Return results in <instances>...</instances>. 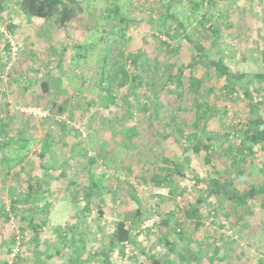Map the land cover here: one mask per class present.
<instances>
[{
  "label": "rangeland",
  "instance_id": "374dc122",
  "mask_svg": "<svg viewBox=\"0 0 264 264\" xmlns=\"http://www.w3.org/2000/svg\"><path fill=\"white\" fill-rule=\"evenodd\" d=\"M207 1L196 13L189 0H78L77 15L67 27L55 18L29 19L17 0L8 2L0 15V118L6 117L4 124L0 120V128L8 123L9 131L4 137L0 134V139L12 138L26 126L31 143L22 172L23 165L9 170L12 144L0 149V205L9 209L12 191L27 185L28 170L35 177L43 174L39 152L48 133L52 141L45 162L52 170L47 177L51 192L37 200L38 210L33 214L36 224L48 220L38 234L27 219L11 216L7 220L0 215V264H107L108 255L113 264H149L150 257L171 259L170 264H264V194L250 199L248 205L209 194L215 176L232 179L229 185L233 182L241 191L264 182L263 142L246 153L241 166L249 172L247 176L237 177L232 164L243 136L237 124L252 114L264 117L263 92L255 91V83L248 87L254 92L249 100L256 104L251 111L244 84L238 83L235 92L228 94L216 86L218 76H212L200 98L212 108L207 127L192 136L198 106L188 94L187 76L183 88L174 82L167 85L169 73L187 66L194 54L193 46L178 34L181 30L167 36L159 29L167 9L183 19L195 40L205 33L196 24L204 12L210 9L227 15L222 21L231 28H224L219 43L211 36H204L202 42L216 52L224 49L222 57L234 73L261 67L264 0H215L211 7ZM115 4L120 6V15L131 21L108 33V8ZM164 39L171 41L173 49L181 44V52L163 44ZM12 43L20 45L17 54L12 53ZM142 50L151 66L161 63L145 73L149 85L137 88V98L131 93V83L115 87L110 94L103 76L112 62L130 67L128 57ZM192 72L197 71L193 68ZM151 101L158 102V112L142 109L140 103ZM63 105L65 111L60 112ZM26 106L44 107L50 116L39 119L21 113ZM63 122L72 127L65 135ZM211 131L216 150L207 163L203 148L197 151L194 144L195 139L210 143ZM92 158L96 159L93 164ZM173 161L183 165L187 178L175 177V194L159 195L153 177L160 167L170 169ZM18 171L20 182L16 181ZM91 173L112 189L103 198V217L96 209L90 216L79 217L84 202L74 203L90 184ZM200 199L205 202L199 206ZM137 206L143 207L146 218L160 211L161 223L142 234L133 229L129 251L124 253L121 245L110 246L111 237L115 224ZM21 207L30 211L28 205ZM192 207L199 210L188 217L186 212ZM58 231L66 235V241L59 239Z\"/></svg>",
  "mask_w": 264,
  "mask_h": 264
},
{
  "label": "trees",
  "instance_id": "16d2710c",
  "mask_svg": "<svg viewBox=\"0 0 264 264\" xmlns=\"http://www.w3.org/2000/svg\"><path fill=\"white\" fill-rule=\"evenodd\" d=\"M10 0H0V15H3L4 11L8 8V2ZM20 4L21 10L30 18H42V19H57V22L60 26L67 27L68 23L72 21L77 15V7L76 3L78 0H17ZM192 3L193 10L197 13L200 12L203 7L205 0H189ZM206 5L209 7L215 5V0H208ZM210 10V9H209ZM204 12L202 17L197 19L196 24L200 28V30L204 31V35H201L198 40L194 39L192 33L188 32L187 24L183 21V19L178 18L174 13L171 12V9H167L165 15L161 16L160 22V30L165 31V34L171 35L172 30H181L178 34H182L183 38H185L190 45L193 46L194 54L192 55V62L188 63L187 66H179L175 71H171L168 77V83H175V87L183 88L185 85L184 78L187 76L188 80V94L194 98L195 104L198 106V112L196 114V119L193 122L192 130L190 131V135H198V132H203L206 130L207 121L209 119V113L211 112V106L207 103L200 102V98L202 97V90L209 84V81L212 80V76H218L219 83L216 86L221 89L225 90L228 94L235 92V88H237V84H244L246 86L245 91V98L248 99V106L251 108V111L255 108V103L251 102L249 99L253 98L254 92L250 90L248 87L250 85L257 84L255 88L256 92L262 91L264 95V47L259 50L261 55V67L257 69L255 72H239L234 73L229 65L225 63L223 59L224 49H220V52H216L214 49H210L206 47L205 43L202 42L204 36H211L214 40L219 43V40L222 38V31L225 29L231 28V25L226 24L225 21H222V18H225V14L223 13H212L211 11ZM108 11L110 12L108 18H111L108 21V27L106 28V32H114L115 28L123 23H129L131 18L126 16L120 15V6L119 4H115L114 7H109ZM113 17V18H112ZM171 20L169 22L168 20ZM222 21V22H221ZM224 22V23H223ZM151 22L150 24H152ZM10 27H13L10 24ZM15 27V26H14ZM13 27V28H14ZM175 28V29H172ZM197 29V27H195ZM159 30V31H160ZM171 41L169 39H164L163 44L170 46V49L173 51L181 52V44H177V46L173 49L172 45L170 44ZM10 43H7L9 46ZM112 50V46L109 47ZM13 53V52H12ZM143 50L136 54H131L128 59H130V67L123 65V63H119L118 60L113 61L110 67L108 75H104L103 79L108 80L109 85L105 87L107 91L111 94L115 87L123 88L128 84H132L131 87L133 88L131 93L134 97H138L137 88L141 86H148L149 83L145 81L146 72L151 71L153 68H157L160 66L161 63H154L151 66V61L149 57L146 55L144 56ZM218 54V55H217ZM116 66V67H115ZM195 68L197 72H192V69ZM174 70V69H173ZM188 71V74H186ZM152 75V73H151ZM42 86H44L45 90H48L47 82L43 81ZM171 91H175V89H170ZM208 92H212L213 88L207 87ZM157 102V101H156ZM151 101V103H140L142 109L144 111H150V108L154 109L158 112L159 105L157 103ZM259 102V101H258ZM254 103V104H253ZM257 103V102H256ZM60 112L65 111V107H59ZM5 118H0L2 123H5ZM108 121V120H107ZM245 123H238L237 128L239 132H242V137L240 138L239 142V150L238 153L232 155V164H234V169L237 172V177L247 176L249 172L245 170L241 164L244 163L248 157L246 153H250L253 151V148L256 144L263 142L264 143V117L259 114H252L247 118ZM2 124V125H3ZM8 126L9 124H5ZM2 126L0 129V134L4 137L6 133H8V127ZM18 130V135H12V138L8 137L7 139L1 140L0 139V149H3L9 144H12V155L10 157V165L9 170H14V167L17 165H23L29 149V144L31 143L30 138L26 137V126L20 127ZM72 130V127L68 125L66 122L62 124V133L65 135L66 132ZM237 131V132H238ZM230 137V133L226 132ZM128 134L132 135L131 131H128ZM213 133L211 131L208 138L210 143L203 142L200 139L197 140V143L194 144V148L199 151V149L203 148L205 151V157L207 163H210L212 160V151L216 150V144L211 141L213 138ZM226 135V134H225ZM227 136V135H226ZM132 137V136H131ZM44 140V146L42 147L41 151L39 152V156L42 161V165L45 170H43V174L41 176H33L31 170H28V178L26 180V187L18 186L16 191H12L11 193V203L9 209L6 208L4 205H0V215L4 216L7 220H11V216L20 217L23 220L27 219V223L29 227H32L35 232L38 234L39 229L42 227V224L45 225L48 223V220L45 219L41 224L35 223V215L37 212V200L40 197H46L48 193H50V189L48 188V180L47 177L50 178L49 175L50 170H52V165L46 167V153L49 149L50 142L52 141L51 135L48 133ZM84 141V139L82 140ZM81 141V142H82ZM83 145V143H80ZM79 144V145H80ZM77 147V145H76ZM73 148V147H72ZM74 149V148H73ZM71 152L72 149H71ZM237 154V155H236ZM96 159H90V163L93 164ZM174 165L172 167L163 168L160 167L159 173L154 175L153 180L155 183H158V187L155 188V192L159 195L163 193H171L175 194V177H179L180 179L185 180L187 175L183 165L179 161H173ZM165 166V165H164ZM25 169V166L20 168ZM18 171L16 180L20 182V177L22 173ZM92 174V179L90 184L86 187L82 193H80V197L74 199V203L79 204L81 201L84 202V205L79 209V212L82 213L78 215L79 217L90 216L93 211L96 209L98 216L103 217L106 214V199L105 192H111V188H107L105 184H102V181L95 178ZM218 176H215L212 179V190H210L209 194L214 195L216 197L225 198L237 204L248 205L250 199L256 197V195L264 194V182L261 186L258 185H250V188L241 191L237 184L232 182V186H230V182L232 179L225 180L219 179ZM182 180V181H183ZM73 184L72 180L70 181ZM176 188V187H175ZM134 200H136V195L131 196ZM199 206L205 202V200L200 199ZM1 203V201H0ZM264 205V198L262 201ZM24 205H28L30 211H26L21 207ZM157 210V209H156ZM196 210L198 211V207H192V209L186 212L188 217H193L196 215ZM144 209L142 206L134 207V209L129 213L126 219L119 220L114 227L113 236L111 237L110 246L121 245L123 248V252L125 253L127 242L130 245L129 241L132 239L133 229L136 230L137 233L142 234L139 231L140 226L143 224L145 220ZM160 215V211H157ZM215 214V211H212ZM12 213V215L10 214ZM79 214V213H78ZM161 223V221L159 222ZM157 223L156 225H158ZM164 224H168V222L163 221ZM79 227L80 224H75ZM151 231V230H148ZM73 232V230L71 231ZM59 239L62 241H66L67 237L60 231H58ZM2 239V232L0 233ZM84 242V239L83 241ZM104 256L107 255V251L103 250ZM109 257V255H108ZM106 258L107 264H113L109 261V258ZM151 259V260H150ZM149 264H170L172 263L171 259H162L158 257H150ZM2 264H8L6 262Z\"/></svg>",
  "mask_w": 264,
  "mask_h": 264
},
{
  "label": "built area",
  "instance_id": "2783aa9c",
  "mask_svg": "<svg viewBox=\"0 0 264 264\" xmlns=\"http://www.w3.org/2000/svg\"><path fill=\"white\" fill-rule=\"evenodd\" d=\"M12 52L14 54H17V51L20 48V45H16L15 43H12ZM21 113H24L26 115L29 116H33V117H37L39 119H46L48 116H50L49 110L45 109L44 107H34V106H26V107H22L21 108ZM212 215L213 212H212ZM161 221V216L160 214L157 212V210H154V212H152L150 214V217L146 218L143 221V224L140 226L139 231L140 232H147L148 230H153L156 226L157 223H159ZM126 251H129V244L127 242L126 245ZM127 257H129V255H127Z\"/></svg>",
  "mask_w": 264,
  "mask_h": 264
}]
</instances>
